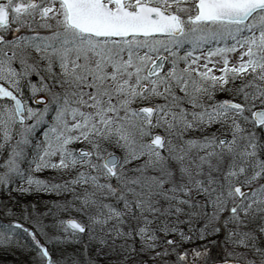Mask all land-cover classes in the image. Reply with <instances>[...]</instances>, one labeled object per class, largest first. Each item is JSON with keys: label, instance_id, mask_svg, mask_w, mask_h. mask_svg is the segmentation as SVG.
<instances>
[{"label": "snow or ice", "instance_id": "obj_1", "mask_svg": "<svg viewBox=\"0 0 264 264\" xmlns=\"http://www.w3.org/2000/svg\"><path fill=\"white\" fill-rule=\"evenodd\" d=\"M0 197L28 264H264V0H0Z\"/></svg>", "mask_w": 264, "mask_h": 264}, {"label": "trees", "instance_id": "obj_2", "mask_svg": "<svg viewBox=\"0 0 264 264\" xmlns=\"http://www.w3.org/2000/svg\"><path fill=\"white\" fill-rule=\"evenodd\" d=\"M37 175L39 176L40 179L46 180V179H50L53 174L50 172H43V173H38ZM3 198L4 197H0V199H3ZM57 199L58 198L55 196H50L47 194H37V195L27 196L23 198L22 203L27 204L30 202L40 201L41 207L43 208V205L45 203H49ZM73 215H75V213H73ZM48 222L49 221L47 220L45 221V223H48ZM67 251L70 254L73 251V249L69 247ZM55 255L56 257H59L60 255L59 251H56ZM30 259H31L30 256L18 250L0 248V264H28ZM68 264H71L70 260Z\"/></svg>", "mask_w": 264, "mask_h": 264}]
</instances>
